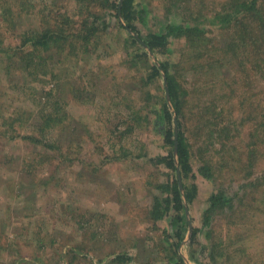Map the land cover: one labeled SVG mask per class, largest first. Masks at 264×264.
I'll list each match as a JSON object with an SVG mask.
<instances>
[{
  "label": "rangeland",
  "instance_id": "1",
  "mask_svg": "<svg viewBox=\"0 0 264 264\" xmlns=\"http://www.w3.org/2000/svg\"><path fill=\"white\" fill-rule=\"evenodd\" d=\"M223 2L136 0V10L142 6L147 16L135 24L144 37L149 32H163L166 24H191L199 12L209 17ZM7 3L11 15L5 21L0 16L1 48H18L24 30L39 28L47 21L52 27L62 17L71 21L64 24L66 30L95 22L99 34L87 45L71 41L62 56L56 49L46 53V72L54 71L55 78L34 75L37 81H45L43 86L16 69L22 64L19 60L8 69L12 63L6 65L0 52V264H165L167 247L175 241L178 227L171 225L172 213L154 219L151 210L155 200L171 195L167 186L174 174L177 180L176 172L157 160L166 155L153 112L165 95L164 74L147 82L146 67L131 57L139 49L151 63L178 62L183 58L184 40L169 38V56L155 55L142 37L120 28V15L116 17L101 2L83 16L77 0ZM204 25L208 37L225 40L216 26ZM220 54L219 73L215 75L214 68L203 75L192 72L182 76L181 82L188 86L194 76L200 80L188 86L189 91H197L186 107L191 111L192 148L204 150L194 112L212 111L208 107L215 105L216 113L208 111L207 119L213 115L219 127L232 124L229 129L237 137L228 150L234 160L222 169L219 180L209 182L196 170L200 150H192L195 177L191 181L197 184V191L191 204L184 200L186 225H179L183 240L177 251L184 264H264V156L246 155L247 145L256 139L253 118L264 112V80L251 74L246 92L234 97L233 106L228 105L231 82L244 85V80L240 79L239 58L226 50ZM50 88L55 89L51 106L57 104L60 111L57 117L51 116L53 123L42 136L43 116L51 106L43 105L41 91ZM246 98H251L247 100L252 106H242ZM218 110L221 117L216 116ZM130 111L143 120L126 135L122 123ZM37 138L42 139L39 144H35ZM49 142H54L57 151L43 146ZM206 145L211 151L207 159H214L215 146L209 140ZM251 160L253 165L246 169L237 163ZM218 189L233 198L234 206L203 219L209 195ZM195 229V240L190 242ZM121 255L130 259L125 263L113 260Z\"/></svg>",
  "mask_w": 264,
  "mask_h": 264
},
{
  "label": "trees",
  "instance_id": "2",
  "mask_svg": "<svg viewBox=\"0 0 264 264\" xmlns=\"http://www.w3.org/2000/svg\"><path fill=\"white\" fill-rule=\"evenodd\" d=\"M77 1L79 4H82V7L78 8L80 16L88 15L91 10H93V5L101 2V4L107 9L115 11L116 17L120 15V18L122 19V23L119 22L120 28H129L134 33H132L133 35L140 36L135 22H137V19L143 22L144 16L147 15L142 6L141 10H136L134 7L136 0H121V3L114 0ZM220 6V9L215 10V12L209 17L200 16V12L196 13L191 24L170 23L165 25L163 32H149L144 37L140 36L150 52L155 55L163 56H169V38L184 40L183 58L180 61H160L157 65L151 63L148 55L145 52H139V49H136V53H133V57H131L136 64L139 61L146 67L147 82L150 83L152 80L155 81L156 79H161V73L164 74L169 91L170 106L172 108L169 109V104L164 95L157 103V105H159L157 107L159 108L155 106L153 110V112L155 111V123L160 128V138L166 149V155L159 157L157 160L158 162L165 164V166L173 173H175L176 168H178L182 183V190H180L174 174V180L171 181L169 184L170 186H167L171 195L165 197L163 201L155 200L151 209L154 219H161L172 213L171 225L178 227L173 234V239L175 241L171 242L167 247L168 251L167 257L165 258V264H184L181 255L177 251L183 240V232L179 225L186 223L184 200L188 205L191 204L195 199L197 191V184L191 181L195 177L193 172L194 162H192L191 158L192 150L200 149L192 148V144L190 143L189 124L191 123V111L189 112L186 107L188 101L192 100L197 94V91L195 90L189 91L188 86H193V84L200 80L194 76L192 83L188 86H184L182 85L181 77L191 74L192 72H198V74L203 75L204 73H207L209 69L213 68L217 69V72L215 71L216 75L219 73L221 67L219 62L222 59V54L220 53L221 51L226 50L239 58L236 60L238 61L237 64L240 66L242 72L240 79L243 78L244 80V85H239L240 81L231 82L229 86V95L227 97L229 100L227 99L226 102L228 105L233 106L236 100L234 97H238L241 93L246 92V89L249 87L247 80L250 79L251 74H257L264 80V0H224ZM10 15L11 4H8L7 0H0V16H2V20L5 21L9 19ZM95 21H100V19L95 18ZM68 22L71 21L66 19V17H62L61 20L51 27L50 22L47 21L39 28L24 30L20 33V46L18 48H1L0 46V52L6 59V65H8L9 62L12 63L9 64L7 68L9 69V66L12 65L16 66V60H19L22 64L16 69L23 70V72L27 73L33 80L37 81L34 75L39 76V74L43 75L45 78L48 76L55 78L54 71L50 70L49 72H46V60L49 59L46 53L50 50L56 49L61 51L59 52V55L62 56V51L65 48V45L72 46L71 44H68L71 43V41L81 42L82 45H87L90 43L91 38L97 37L99 34L98 26L94 25L95 22L93 24L82 22L80 28L77 30H70L69 28L66 30L63 27L64 24H68ZM204 23L210 24L211 27H213V25L216 26L220 32L225 34V40L221 42L215 37H208V30ZM0 24L2 25V23ZM10 27L13 30V27ZM16 54L17 56L15 59ZM247 68H250V70ZM5 71V75H8L9 70ZM38 81L43 82L42 86L45 84V81ZM56 84L59 85L60 83L57 81ZM57 85L55 86L57 87ZM54 90L55 89L50 88L47 92L42 89L41 92L45 100L43 105L47 106L50 104L51 106L52 103L50 102V98H52L53 92L55 95ZM247 99L251 98H246L244 104L242 103V106L244 105V107H247L245 106L247 104L252 106L251 102ZM211 106L212 108H208L212 111L209 109L208 111L211 114H214V109L217 106ZM242 106L238 100V107L242 108ZM55 107H57V104L51 106L50 111L43 116L45 121L39 130L40 135L42 136L43 134H46L44 132L45 128H50V123H53L51 122L54 119H52V117H57L60 111V109ZM47 108L49 107H46L45 110ZM208 111L204 110L202 113L196 111L194 112L195 114H193L195 117L197 115V120H194L198 126L197 136H203L201 144L204 149H201L197 155L198 162L196 170L203 179L209 182H214L215 179L219 180L221 178L219 173H221L222 169L229 168L230 164L233 162V153L231 150H228V148L230 149L229 143L232 142V140H235L237 136L231 134V132L234 131L233 129H229L232 124H225L224 126L219 127L220 123L216 121V118L211 117L213 116L211 114L210 118L207 119L209 115ZM220 115L222 116L221 112L218 110L216 116ZM246 116L247 115H245L244 118ZM126 117L127 120L122 124L126 125L123 134L127 135L131 134L136 129L143 118L139 117L135 111H130ZM174 119H176L177 128L176 142L174 141ZM253 119L255 122L252 136L256 139L247 145L248 148L246 155L248 157H254L257 154L264 156V112H260V115ZM246 122L247 120L241 123L243 125ZM206 139L211 141L212 146H215L214 152L212 153L214 154V159H207L206 154L211 155V151L207 149L206 143L208 140ZM41 141V138H37L35 139V144H39ZM49 143L50 144H44L43 146L57 151L54 142ZM174 147L176 154H174ZM234 154H236L235 150ZM237 163L240 167H245L244 169L253 165L252 160L246 164L241 161H238ZM262 174L264 176V173ZM189 180L191 183H189ZM219 189L213 191L209 195L208 206L203 213V219L212 216L217 210L232 208L234 206L233 198L225 195L223 190ZM196 234L197 230H192L190 234V242L195 240ZM129 259L130 258H124L121 255L115 257L113 260L125 263Z\"/></svg>",
  "mask_w": 264,
  "mask_h": 264
},
{
  "label": "water",
  "instance_id": "3",
  "mask_svg": "<svg viewBox=\"0 0 264 264\" xmlns=\"http://www.w3.org/2000/svg\"><path fill=\"white\" fill-rule=\"evenodd\" d=\"M120 3H121V0H120ZM119 7H120V4H119ZM163 81H164L163 84H164V90H165V97H166V100H167V102H168V104L170 106V97H169V91H168V87H167V82H166L165 76L163 77ZM176 131H177L176 119H174V141L175 142H176V137H177V132ZM174 154H176L175 147H174ZM175 172H176V176H177V182H178L179 189L182 190V183H181L180 172H179L178 168H176Z\"/></svg>",
  "mask_w": 264,
  "mask_h": 264
}]
</instances>
